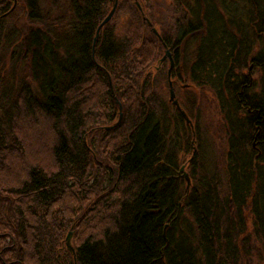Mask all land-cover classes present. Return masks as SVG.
Returning <instances> with one entry per match:
<instances>
[{"label":"trees","instance_id":"1","mask_svg":"<svg viewBox=\"0 0 264 264\" xmlns=\"http://www.w3.org/2000/svg\"><path fill=\"white\" fill-rule=\"evenodd\" d=\"M110 7L0 0V264H242L251 241L264 260V84L243 72L264 70V0H117L92 47ZM162 42L187 116L192 83L225 120L222 172L200 146L188 190Z\"/></svg>","mask_w":264,"mask_h":264},{"label":"rangeland","instance_id":"2","mask_svg":"<svg viewBox=\"0 0 264 264\" xmlns=\"http://www.w3.org/2000/svg\"><path fill=\"white\" fill-rule=\"evenodd\" d=\"M63 2L64 0H59ZM125 0H118L120 5L123 4ZM162 1V0H158ZM122 7V6H121ZM114 23L118 28V32H122L125 23L127 22V14L124 7L122 10L118 12L116 17H114ZM262 39H264V34H259ZM261 39L257 38V41L252 49V54H254L258 49H260ZM163 52H161L162 55ZM183 54V53H182ZM182 57V55H181ZM183 60V59H182ZM181 62V59L179 60ZM179 62V64H180ZM165 69L168 67V60L165 59L161 62ZM182 63V62H181ZM252 62H247V65L243 68V72L248 75L249 80L253 83L254 90L258 93L261 92V84H264V70L259 65L251 64ZM180 74H183V70L179 67ZM176 82V81H175ZM186 82L190 83V81L186 80ZM182 83V82H181ZM179 82H176V86H178ZM182 88H174L175 96L178 102L185 101L186 95L185 92L181 89L185 87V85L181 86ZM186 88V87H185ZM190 92L195 96V107L192 109V116H188L191 121L192 126L189 128L192 130V140L190 143V150L187 156H185L184 160L179 162L181 166H183L184 171L189 172V159H191L192 154L197 151V148L202 147V152L206 155V158L215 161L218 165V170L221 171V163H222V155L223 150L226 148V127L225 120L223 118V112L221 111L220 106L218 105L217 97H215L214 92L208 86H199L190 85ZM165 93L168 96V85L165 88ZM181 107V106H180ZM187 115V114H186ZM197 129V132H196ZM195 130V131H194ZM197 134V135H196ZM255 146V145H253ZM188 155L190 156L188 158ZM191 161V160H190ZM222 172V171H221ZM182 176V172H179ZM183 177V176H182ZM189 177V175H188ZM185 181V180H184ZM252 238H250L251 240ZM72 245V239L70 240ZM257 241H251L249 243L246 250H244L242 264H264V260H262V256L260 254V247L257 244Z\"/></svg>","mask_w":264,"mask_h":264},{"label":"water","instance_id":"3","mask_svg":"<svg viewBox=\"0 0 264 264\" xmlns=\"http://www.w3.org/2000/svg\"><path fill=\"white\" fill-rule=\"evenodd\" d=\"M111 2V7L108 11V13L105 15V17L100 21V23L97 25L96 29H95V33H94V37H93V43H92V47H94L95 41L97 39L98 33L100 28L109 21L110 17H112L114 10L116 8L117 5V0H110ZM135 4L137 6V8L139 9L140 13H141V17L143 22L148 25V27L150 28V30L161 40V37L159 35V33L157 32L156 28L154 26L151 25L149 19L144 15V13L141 10V7L139 6V3L137 1H135ZM164 49H163V54L160 57V62H163L165 59L168 60V68H167V78L168 79V102L171 103L172 105H174V107L176 108L177 111H179V113L181 114V116L184 118V120L187 122V124L191 127V121L189 120L188 116L186 115L185 111L180 107V104L175 96V92L172 86V82L170 80V72L171 69L173 68V60L171 57V53L169 51V49L167 48V46L162 42ZM118 108H119V112H118V119L116 121V123L120 120L121 118V106L118 103ZM115 124V123H114ZM112 127V125L109 126H104V128H110ZM191 159H189L188 161L190 162ZM182 172V176L185 180V187L186 190L189 189L190 186V179L187 175V173L184 171L183 166H180L179 168V172ZM71 236H72V231L69 230L67 231L65 238H64V242H65V246L66 248L69 250V252L72 254L73 258H74V251H73V247L71 245Z\"/></svg>","mask_w":264,"mask_h":264},{"label":"flooded vegetation","instance_id":"4","mask_svg":"<svg viewBox=\"0 0 264 264\" xmlns=\"http://www.w3.org/2000/svg\"><path fill=\"white\" fill-rule=\"evenodd\" d=\"M172 57V56H171ZM173 60V59H172ZM173 68H174V62H173ZM173 68L171 69V71L173 70ZM171 73V72H170ZM253 145H255V142L253 143Z\"/></svg>","mask_w":264,"mask_h":264}]
</instances>
